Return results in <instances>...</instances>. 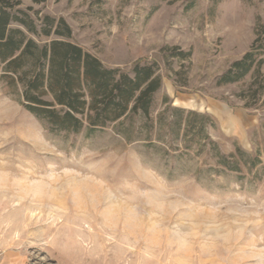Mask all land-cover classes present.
<instances>
[{"label": "rangeland", "instance_id": "rangeland-1", "mask_svg": "<svg viewBox=\"0 0 264 264\" xmlns=\"http://www.w3.org/2000/svg\"><path fill=\"white\" fill-rule=\"evenodd\" d=\"M16 1L39 29L64 19L107 68L155 65L162 87L151 121L89 136L51 132L0 80V264H264V66L218 85L256 39L264 0ZM175 108L209 116L222 154L262 163L217 168L190 134L172 137Z\"/></svg>", "mask_w": 264, "mask_h": 264}, {"label": "trees", "instance_id": "trees-1", "mask_svg": "<svg viewBox=\"0 0 264 264\" xmlns=\"http://www.w3.org/2000/svg\"><path fill=\"white\" fill-rule=\"evenodd\" d=\"M20 5V1L0 0V80L20 97L27 111L46 123L51 132L67 135L86 130L91 136L129 116L140 115L151 121L154 96L162 87L155 65L138 61L130 72L107 68L70 41L72 30L64 19L46 16L39 29L28 13L18 9ZM255 33L250 50L220 77L218 85L241 82L252 72L262 75L264 24L259 18ZM28 34L58 39L41 45ZM172 51L173 57L191 56V52L179 48ZM172 117L166 124L172 137L190 134L200 150L212 152L217 168L240 172L242 164L257 168L262 163L259 156L251 157L240 148L228 156L222 154L210 141L207 130L208 126L214 127V122L209 116L175 108ZM124 137L130 140L128 134Z\"/></svg>", "mask_w": 264, "mask_h": 264}, {"label": "crops", "instance_id": "crops-1", "mask_svg": "<svg viewBox=\"0 0 264 264\" xmlns=\"http://www.w3.org/2000/svg\"><path fill=\"white\" fill-rule=\"evenodd\" d=\"M58 258H57V263L56 264H63V259H65V258H67V257H71V254L69 253L67 256H64V254L63 253H58ZM75 259V257H73V260ZM11 261V260H10ZM9 261V262H10ZM6 263V264H13V263ZM73 263H75L74 261H73Z\"/></svg>", "mask_w": 264, "mask_h": 264}]
</instances>
